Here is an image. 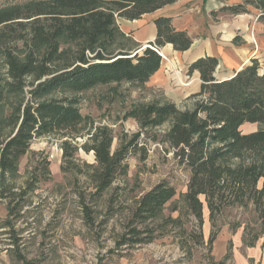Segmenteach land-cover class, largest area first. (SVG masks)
<instances>
[{
    "label": "trees",
    "instance_id": "obj_1",
    "mask_svg": "<svg viewBox=\"0 0 264 264\" xmlns=\"http://www.w3.org/2000/svg\"><path fill=\"white\" fill-rule=\"evenodd\" d=\"M174 1L31 0L0 10V53L5 68L0 72V197L6 199L9 213L20 203L12 204L14 195L22 199L40 181L34 176L33 182L14 191L19 161L34 138L51 134L60 137L62 156L68 161L78 149L73 142L86 128L88 137L81 147L94 154L96 164L86 167L94 194L99 196L123 172L124 161L142 139L141 131L167 123L161 141L190 172L183 199L199 231L203 208L208 211V242L220 231L215 216L230 205H251L264 229V72L256 57L220 80L213 75L216 57L195 59L188 73L197 70L201 85L199 92L191 96V106L180 108L165 99L132 104L124 115L134 118L140 131L113 151L112 130L94 126L81 113L76 95L53 96L57 92L78 94L98 85L143 86L160 67V46L171 43L175 50L182 51L192 39L186 30L173 27L170 17L159 16L154 19L156 35L149 45L131 49L119 44L115 48L119 37L130 41L119 30L116 19H138ZM251 7L264 24V0H242L219 10L241 14L251 12ZM211 14L216 15V11ZM245 123L258 127L242 132ZM42 168L48 173L46 163ZM175 194V188L164 179L142 193L129 209L118 244L151 242L166 233L163 228L168 224L174 228L179 225L180 233L187 234L178 216L160 219L164 206ZM85 219L93 221L88 210ZM3 223L6 226L10 221ZM13 231L9 235L12 246L20 241L19 232ZM192 237L197 243L203 238L201 233ZM258 238L255 235L247 244ZM13 252L15 260L26 263L24 253Z\"/></svg>",
    "mask_w": 264,
    "mask_h": 264
},
{
    "label": "rangeland",
    "instance_id": "obj_2",
    "mask_svg": "<svg viewBox=\"0 0 264 264\" xmlns=\"http://www.w3.org/2000/svg\"><path fill=\"white\" fill-rule=\"evenodd\" d=\"M29 1L0 0V10ZM220 12L218 9L216 15ZM247 14L251 16L248 17L246 32L264 47V25L255 18L257 11L252 8ZM216 15L212 17L219 21L215 19ZM117 41L115 48L119 44L131 49L137 47L123 36ZM20 46L21 43L18 44ZM3 64L4 58L0 53L2 73L5 70ZM114 87L116 89H112ZM61 95H76L81 113L92 120L94 126H107L112 130V151L140 131L134 118L125 117L126 110L135 103L163 99L162 91L154 86H130L128 83L98 85L78 94H53ZM167 126L166 123L141 131L142 139L124 161L123 172L99 196L94 194L95 187L88 178L86 167V164H96L94 154L81 147L88 137L86 128L82 137L73 142L78 149L68 161L63 159L60 137L51 134L34 138L19 161L14 191L19 192L35 177L40 180L35 183L36 188L22 199L14 195L12 204L20 203L11 213L6 199L0 197V264H216L223 259L222 264H236L235 252L245 255L247 247L254 246V243L250 245L247 242L255 235L264 238V229L256 212L251 205L247 208L225 207L215 216V226H219L220 231L209 243L211 223L208 211L203 208V223L199 231L193 215L187 213L183 199L182 192L186 189L190 172L178 163L172 150L161 141ZM257 127V124L245 123L241 131L250 132ZM45 163L48 173L42 168ZM162 179L175 188L176 194L164 206L160 219L168 215L178 216L187 234L180 233L179 225L174 228L168 224L163 228L166 233L151 242L119 245V236L124 230L123 223L130 207L142 193ZM85 210L90 212L92 223L86 221ZM8 221L9 225L5 226L3 222ZM236 224L238 227L233 231ZM13 230L18 231L20 236L18 245L14 246L9 244V235L15 233ZM199 233L203 238L197 243L192 236ZM219 240H222L220 244ZM13 250L24 253L26 263L15 260ZM213 252L227 253L214 257ZM227 255L230 256L225 257Z\"/></svg>",
    "mask_w": 264,
    "mask_h": 264
},
{
    "label": "crops",
    "instance_id": "obj_3",
    "mask_svg": "<svg viewBox=\"0 0 264 264\" xmlns=\"http://www.w3.org/2000/svg\"><path fill=\"white\" fill-rule=\"evenodd\" d=\"M238 2L241 0H175L138 19L117 17L116 22L120 29L140 49L153 42L156 35L154 19L159 16L170 17L173 27L186 30L192 39L190 46L182 51L175 50L171 43L160 46V67L145 85L158 88L162 91L163 99L185 108L192 104L191 96L199 92L201 85L198 71L188 73V67L201 56L210 55L217 58L218 63L213 75L218 80L232 76L252 57L259 60L261 71L264 72L263 43L260 46L255 37L250 38L246 32L249 28L248 17L251 15L221 11L215 18L219 21L212 17V11L229 5L226 3ZM261 239L258 238L254 246L247 247L245 255L235 252L236 264H264V238ZM221 242L222 240H219V244ZM224 253L213 252L214 257H221Z\"/></svg>",
    "mask_w": 264,
    "mask_h": 264
},
{
    "label": "built area",
    "instance_id": "obj_4",
    "mask_svg": "<svg viewBox=\"0 0 264 264\" xmlns=\"http://www.w3.org/2000/svg\"><path fill=\"white\" fill-rule=\"evenodd\" d=\"M159 51V50H158Z\"/></svg>",
    "mask_w": 264,
    "mask_h": 264
}]
</instances>
